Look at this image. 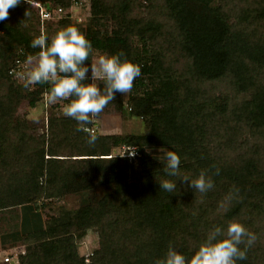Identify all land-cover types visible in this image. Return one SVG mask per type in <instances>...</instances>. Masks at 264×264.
Wrapping results in <instances>:
<instances>
[{
	"label": "trees",
	"instance_id": "obj_1",
	"mask_svg": "<svg viewBox=\"0 0 264 264\" xmlns=\"http://www.w3.org/2000/svg\"><path fill=\"white\" fill-rule=\"evenodd\" d=\"M41 1L65 9L76 0ZM24 2L0 21V212L8 210L1 228L18 221L23 205L39 211L43 201L96 181L102 193L74 210L61 207L55 220L24 234L22 242L33 240L17 263L155 264L170 243L191 256L211 229L239 221L257 239L237 264H264V0H90L93 18L108 16L116 26L111 36H87L93 48L122 52L141 66L127 113L149 130L95 131L94 145L70 117H50L47 134H36L15 115L25 90L31 106L49 90H29L8 72L16 57L39 51L25 25H40L38 15ZM69 15L50 20L63 24ZM121 146L137 155L112 154ZM156 146H174L181 175L195 179L205 170L213 187L202 193L169 176L147 150ZM164 179L176 183L175 192L160 188ZM88 230L98 247L86 261L76 239Z\"/></svg>",
	"mask_w": 264,
	"mask_h": 264
},
{
	"label": "clouds",
	"instance_id": "obj_2",
	"mask_svg": "<svg viewBox=\"0 0 264 264\" xmlns=\"http://www.w3.org/2000/svg\"><path fill=\"white\" fill-rule=\"evenodd\" d=\"M27 2L31 4V0ZM20 3L21 0H0V21L8 19L10 8ZM31 47L39 51L25 62L21 74L23 86L48 85V102L66 101L63 114L76 120V131L88 133V143L94 145L98 136L88 125L95 123L117 93L124 96L131 92L134 81L141 75V66L126 57L122 59L125 56L122 52L94 57L92 42L71 25L59 29L50 39L40 34L31 41ZM172 148L161 149L163 155L159 159L164 162L165 172L185 183L190 181L189 186L199 192L211 189L213 182L205 170L195 179L181 175L180 157ZM129 151L135 155V150ZM159 182L161 189L175 192L177 185L172 180ZM256 239L241 222L231 221L226 229L220 226L211 229L191 256L177 251L170 243L165 257L155 264H237L247 258V251Z\"/></svg>",
	"mask_w": 264,
	"mask_h": 264
},
{
	"label": "rangeland",
	"instance_id": "obj_3",
	"mask_svg": "<svg viewBox=\"0 0 264 264\" xmlns=\"http://www.w3.org/2000/svg\"><path fill=\"white\" fill-rule=\"evenodd\" d=\"M25 6L33 13L34 9L30 4L24 2ZM213 4L217 5V2ZM69 11V21L66 23H58L56 20H50L45 23V33L49 39L61 28L66 26H75L86 36L93 34H98L101 36H111V32L115 25H113L112 20L108 16L93 18L90 13V0H76L72 1L71 7L65 8ZM142 12L145 11L144 7H140ZM63 15V14H62ZM229 23H234V17H228ZM36 24V25H35ZM33 23V19L30 22H26V28L31 34H36L39 36V24ZM129 41L131 39H128ZM156 42H163L160 39H155ZM140 42L133 38L132 46L137 52H141ZM110 54L109 49H97L93 48V56L98 58L100 55ZM92 57H90L91 59ZM29 89V88H28ZM30 90V89H29ZM28 95V91L25 90ZM130 93L124 96L117 93L115 100L111 101L102 113L96 118L95 123L90 126V129H94L100 135H128V134H146L148 133V128L144 119L138 116L130 115L129 107L130 105ZM25 96L21 99L16 114L17 117L23 119L28 125L33 129L36 134H41L44 132L47 134L48 119L50 117H64L63 105L67 103L66 101L58 103H50L47 100V95L42 96V101L37 100L36 103L31 106L28 103L30 96ZM152 103L158 104V102ZM127 110V111H126ZM122 146L113 147L112 154H121ZM163 147H147V150L155 157H160L163 155L161 149ZM165 149V148H163ZM258 180L264 182V170ZM102 193V188L99 182H94L91 188H87L82 191H68L65 193L64 197L58 200L47 199L43 201V207L40 210H36L31 205H23L20 207L18 221H12L8 229H2L3 222H0V264H18L17 256L22 251V249L27 244L32 242V238L27 239L28 241L22 242L23 235L29 232L35 231L42 226L43 220L53 221L56 216L60 213V208L66 209H76L82 203L83 199H96ZM8 211V210H7ZM7 211H1L0 216L4 215ZM77 249L79 254L83 255L88 260L89 256L92 254L93 250L98 247L97 234L93 230H88L84 236L78 237L76 239ZM5 255H10L12 257L10 262L2 261Z\"/></svg>",
	"mask_w": 264,
	"mask_h": 264
},
{
	"label": "built area",
	"instance_id": "obj_4",
	"mask_svg": "<svg viewBox=\"0 0 264 264\" xmlns=\"http://www.w3.org/2000/svg\"><path fill=\"white\" fill-rule=\"evenodd\" d=\"M26 3L27 0H24ZM29 4V3H28ZM31 7L34 9V11L37 13L38 15V19L40 22L39 25V34H44L45 32V23L48 22L50 19H53L55 16H62V14L64 15L66 12H69L70 10H66L61 6H57L54 7L50 4H46L43 3L41 0H31ZM34 56V55H33ZM28 58V57H27ZM27 58H24L22 56H18L14 59V62L12 64V66L9 68V74L11 76H13L15 79L23 82L22 78H21V74L24 71V66H25V62L27 61ZM90 130H94V129H90ZM95 131V130H94ZM135 150V155H137V151L134 147H124L122 146L121 150V154L122 155H127L129 157H134L133 155L130 154L129 150ZM24 251L22 250L21 253H23ZM12 259V257L10 255H5L3 257V261L4 262H10Z\"/></svg>",
	"mask_w": 264,
	"mask_h": 264
}]
</instances>
